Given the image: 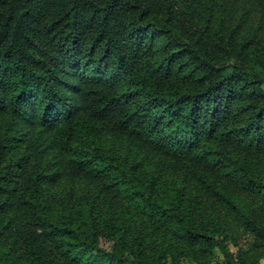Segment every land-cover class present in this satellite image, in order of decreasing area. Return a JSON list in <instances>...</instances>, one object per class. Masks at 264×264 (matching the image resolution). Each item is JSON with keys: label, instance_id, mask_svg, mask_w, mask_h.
<instances>
[{"label": "trees", "instance_id": "1", "mask_svg": "<svg viewBox=\"0 0 264 264\" xmlns=\"http://www.w3.org/2000/svg\"><path fill=\"white\" fill-rule=\"evenodd\" d=\"M263 258L264 0H0V264Z\"/></svg>", "mask_w": 264, "mask_h": 264}, {"label": "rangeland", "instance_id": "2", "mask_svg": "<svg viewBox=\"0 0 264 264\" xmlns=\"http://www.w3.org/2000/svg\"><path fill=\"white\" fill-rule=\"evenodd\" d=\"M219 257H220V255H219ZM216 263L218 264V260L217 259H216ZM187 264H195V263L187 261ZM261 264H264V258L262 259V263Z\"/></svg>", "mask_w": 264, "mask_h": 264}]
</instances>
